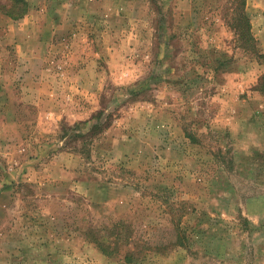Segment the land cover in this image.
<instances>
[{
    "label": "rangeland",
    "instance_id": "1",
    "mask_svg": "<svg viewBox=\"0 0 264 264\" xmlns=\"http://www.w3.org/2000/svg\"><path fill=\"white\" fill-rule=\"evenodd\" d=\"M5 1L0 264H264V62L236 0ZM244 10L264 53V0ZM117 222L120 254L81 233Z\"/></svg>",
    "mask_w": 264,
    "mask_h": 264
},
{
    "label": "trees",
    "instance_id": "2",
    "mask_svg": "<svg viewBox=\"0 0 264 264\" xmlns=\"http://www.w3.org/2000/svg\"><path fill=\"white\" fill-rule=\"evenodd\" d=\"M245 1L246 0H236L238 5L236 7L234 18L230 25L234 26L237 40L239 41L238 44L240 43V46L244 45L243 48L245 50L250 51L254 56H256V58L264 62V53H262L258 48L255 42V38L250 30V21L248 19L247 13L244 10ZM1 7V12L12 19L23 17L29 8L27 0H6ZM257 88L260 91L264 92V73L260 76L256 84V89ZM182 215L183 213L180 214V216ZM180 216H178L176 220L178 223V225L175 226L176 237H178V231L183 233V229L180 227ZM115 226L116 239H113L114 237L111 229L107 230L105 227L97 228L95 226H88L87 228H84L83 232L81 233L88 241L92 242L104 255L110 257L113 254H120L122 249V246L117 243L118 240L122 239L123 237L122 234L119 235L121 231V224L117 222ZM132 238L130 235H128V237L125 238V245H130V243H133ZM133 244L128 248L125 247V250L122 254V258L125 262L134 263L140 259V255L136 251L137 249Z\"/></svg>",
    "mask_w": 264,
    "mask_h": 264
}]
</instances>
